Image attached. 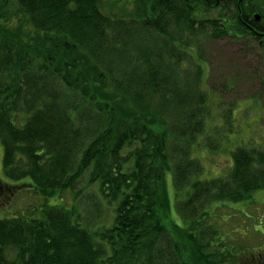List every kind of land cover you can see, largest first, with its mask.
<instances>
[{
	"label": "trees",
	"instance_id": "1",
	"mask_svg": "<svg viewBox=\"0 0 264 264\" xmlns=\"http://www.w3.org/2000/svg\"><path fill=\"white\" fill-rule=\"evenodd\" d=\"M103 1L0 0L1 170L45 200L0 218V264H194L181 244L202 264H261V253L246 262L221 245L211 208L264 189V149L235 147L227 173L210 179L192 153L218 147L203 136L202 44L263 43L264 0H155L134 13ZM222 106L225 121L234 106ZM84 179L113 206L98 232L54 202Z\"/></svg>",
	"mask_w": 264,
	"mask_h": 264
},
{
	"label": "rangeland",
	"instance_id": "2",
	"mask_svg": "<svg viewBox=\"0 0 264 264\" xmlns=\"http://www.w3.org/2000/svg\"><path fill=\"white\" fill-rule=\"evenodd\" d=\"M153 1L155 0H104L103 4L110 13H134L136 10L147 9ZM227 12L223 8H209L205 15L213 18L219 13L221 15ZM202 48L205 60L201 64L203 88L209 94L208 111L212 114L206 121L208 123L203 136L216 142L218 147L211 151L198 146L193 150L192 156L203 167L202 179H210L227 173L232 165L231 151L235 147L249 145L264 149V41L260 44L249 36H226L218 40H207L203 42ZM229 102L234 108L231 117L224 121L222 104ZM220 116L222 120L218 118ZM166 120L171 121L169 118ZM228 128L229 131H226ZM2 156L0 144V181L8 182H0V218L26 215L45 200L35 192L27 191L29 188L24 184L27 183L26 180L15 182L4 178L1 170ZM166 181L168 196L172 202L171 180L167 177ZM86 182L84 179L75 189L60 192L54 202L63 200L67 206L74 204L83 219L82 224L90 231L98 232L108 224L113 206H102V202L98 203L95 196L91 197L94 192L96 194V185L84 190ZM95 203L99 204L98 214ZM171 210L176 215L174 207ZM211 210L212 219L220 233L221 245L222 238L229 249L237 245L238 248L232 250L244 257L246 262L258 257L257 252L264 255V189L254 191L250 198L241 202L215 203ZM173 215H164V222L171 233L168 224L170 225V218L176 221ZM181 250L186 262L190 263L192 260L194 264H202L194 249L181 244ZM259 261L264 264V258L260 257ZM240 264L244 262L240 261Z\"/></svg>",
	"mask_w": 264,
	"mask_h": 264
},
{
	"label": "water",
	"instance_id": "3",
	"mask_svg": "<svg viewBox=\"0 0 264 264\" xmlns=\"http://www.w3.org/2000/svg\"><path fill=\"white\" fill-rule=\"evenodd\" d=\"M255 19H256V20H258V19H259V17H258V15H257V14L255 15Z\"/></svg>",
	"mask_w": 264,
	"mask_h": 264
}]
</instances>
